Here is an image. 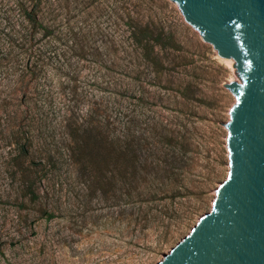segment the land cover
Masks as SVG:
<instances>
[{
    "label": "rangeland",
    "instance_id": "374dc122",
    "mask_svg": "<svg viewBox=\"0 0 264 264\" xmlns=\"http://www.w3.org/2000/svg\"><path fill=\"white\" fill-rule=\"evenodd\" d=\"M220 57L174 0H0V264L161 262L228 176Z\"/></svg>",
    "mask_w": 264,
    "mask_h": 264
},
{
    "label": "water",
    "instance_id": "95a60500",
    "mask_svg": "<svg viewBox=\"0 0 264 264\" xmlns=\"http://www.w3.org/2000/svg\"><path fill=\"white\" fill-rule=\"evenodd\" d=\"M174 1L244 82L229 84L237 103L228 176L211 210L158 264H264V0Z\"/></svg>",
    "mask_w": 264,
    "mask_h": 264
},
{
    "label": "trees",
    "instance_id": "16d2710c",
    "mask_svg": "<svg viewBox=\"0 0 264 264\" xmlns=\"http://www.w3.org/2000/svg\"><path fill=\"white\" fill-rule=\"evenodd\" d=\"M35 20L34 18H30ZM34 21V22H35ZM20 79V78H19ZM23 100L27 97V94L24 93L22 95ZM29 108V107H28ZM81 126V131L77 129L74 131L72 136L73 146L70 148L71 156L75 157V159L79 160L81 155L85 151V148L91 145H122V146H131V129L130 127H126V132L121 135H116L113 137H109L106 134H103L101 130L96 129V127L92 126ZM27 146H22V152L24 155H27L29 152V147L32 143V138L27 135ZM173 166H169L167 168L166 177L169 179L173 175ZM168 185V184H167Z\"/></svg>",
    "mask_w": 264,
    "mask_h": 264
},
{
    "label": "bare ground",
    "instance_id": "6f19581e",
    "mask_svg": "<svg viewBox=\"0 0 264 264\" xmlns=\"http://www.w3.org/2000/svg\"><path fill=\"white\" fill-rule=\"evenodd\" d=\"M220 58H222V57H220ZM222 61H224V63L226 64V65H228V66H231V64H232V59H227L226 57L225 58H222Z\"/></svg>",
    "mask_w": 264,
    "mask_h": 264
}]
</instances>
